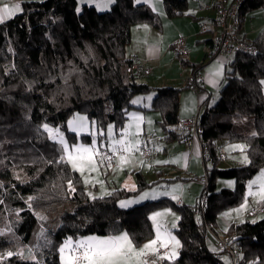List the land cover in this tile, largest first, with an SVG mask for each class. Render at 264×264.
<instances>
[{
  "label": "trees",
  "instance_id": "16d2710c",
  "mask_svg": "<svg viewBox=\"0 0 264 264\" xmlns=\"http://www.w3.org/2000/svg\"><path fill=\"white\" fill-rule=\"evenodd\" d=\"M161 3L169 18L187 8V0ZM262 8L264 0H244L238 9L240 25L246 13ZM138 25L160 28V20L149 6L133 0H113L104 12L79 9L76 0L23 2L17 15L0 23V225L28 243L36 215L49 216L71 204V210L60 215L57 229H45L31 247L30 260L7 255L16 243L2 234L0 264H60L61 244L87 235L125 233L139 247L154 237L150 215L162 207L178 216L173 232L179 251L175 259L163 258L157 264H225L218 258L222 252L212 251L206 237L220 213L247 198V182L264 168V27L252 39L241 36L257 53L231 58L217 101L198 115L207 186H201L194 205L162 197L119 206L154 185L140 172L134 174V190L117 188L88 197L80 174L62 158L59 145L44 137L42 126L47 124L62 131L68 143L90 142V135L66 129L67 119L78 113L101 132L98 141L105 140L107 127L112 126L114 136L119 134L128 112L136 108L159 114L165 141L182 140L176 125L179 89L138 82L135 72L143 70L126 57L130 29ZM208 43L210 47L211 39ZM179 62L192 71L197 68L190 60ZM150 92L155 96L148 107L132 104L135 96ZM218 142H242L246 164L222 167ZM102 151L111 150L100 149L99 155ZM218 179L233 180V189L217 190ZM203 191L207 202L200 210ZM223 234L235 247L238 264H264V219L231 223ZM76 248L81 247H70L71 263Z\"/></svg>",
  "mask_w": 264,
  "mask_h": 264
},
{
  "label": "crops",
  "instance_id": "0c3cea01",
  "mask_svg": "<svg viewBox=\"0 0 264 264\" xmlns=\"http://www.w3.org/2000/svg\"><path fill=\"white\" fill-rule=\"evenodd\" d=\"M41 1V0H0V9L5 5L12 8L13 5H21L23 2ZM135 4H145L149 6L159 17L160 28L152 25H138L130 29V43L126 48V57L132 59L136 63H145L146 68L150 71L135 72V77L138 82L146 83L154 88L173 87L179 89V107L177 111V118H189L195 115H200L204 110L210 108L217 101L219 91L225 82V73L229 69V62L223 57L209 59V41L212 37L211 32H200L198 29L199 20H212L214 17V9L210 8L204 12H200L197 8L200 5L209 4L211 0H187V8L181 15L169 18L165 16L163 7L161 8V0H133ZM78 8L92 7L97 12L107 11L113 0H76ZM161 4V5H160ZM20 11L14 12L3 20L6 21L11 17L17 15ZM258 16V22L253 23L240 36L245 39H252L256 33L264 27V8L257 9L251 12V18ZM3 13L0 12V16ZM244 20V17H243ZM2 23V22H0ZM242 23L240 25V28ZM241 30V29H240ZM179 35L187 38V49L189 52L190 62L197 65V68L192 71L189 67H182L179 59L173 50V41ZM254 35L253 37H251ZM192 87H195L194 90ZM155 96L154 92H150L143 96H135L132 104L135 107H148L152 98ZM135 101V103H134ZM160 116L155 111H143L133 108L127 114V120L123 129L119 134L115 135L117 138L100 149H107L116 151L117 158L111 166H109L107 183V193L117 188H124L126 190H134L136 188L135 176L136 172H140L143 178L148 183H154V186L163 187L167 183L168 187L165 192L153 194L147 200H157L158 198L168 197L177 202L178 205L187 204L194 205L198 200L201 192V186L192 181L193 176H202L205 173V166L201 158V147L199 140H191L184 142L180 139L168 140L163 139L164 133L159 124ZM160 126V130L158 127ZM135 130L136 138L133 145L129 148L125 145L123 135ZM157 135H159L157 137ZM140 138V139H139ZM154 142L157 146L154 147ZM124 143V144H123ZM147 144L151 148V156L149 160L141 158V146ZM220 151L224 153L226 148H230L234 153L226 155L224 162L226 167L232 168L239 165L246 164L247 157L244 152V145L242 144H223L217 143ZM135 150L133 154L128 152L126 148ZM99 157V151L97 153ZM99 161L100 158H99ZM141 161H146L145 169H137ZM102 163V162H100ZM130 168L131 172L127 174L126 169ZM264 168L256 173L246 184L247 198L238 206L227 209L223 212L220 221L217 220V225L214 227V233L206 237L207 245L212 251H216V239L223 236L224 230L231 223H239L243 221H256L264 219V203L260 205L263 212L255 217H248L247 212L254 207L259 206V203L264 202V178H262ZM255 181V183H253ZM228 189H233L232 183L225 184ZM174 188V190H172ZM98 197V195L96 196ZM178 197V198H177ZM164 215L163 221L165 228H161L163 234L157 235L154 231L153 241L155 244L149 242L151 245L149 253L154 251L155 257L167 256L172 251L170 248L161 247V244L171 243L173 240V231L177 225L178 217L168 207H162L158 212ZM162 233V232H161ZM99 239L110 238L102 236H94ZM117 236H122L119 234ZM170 236V239L168 237ZM113 237V236H112ZM152 241V240H151ZM75 246L81 247L77 244ZM72 245V246H74ZM144 245V244H142ZM141 245V246H142ZM71 246V247H72ZM140 247V246H139ZM135 251L137 252L139 248ZM156 247V249H154ZM172 247V246H171ZM85 250V247H81ZM70 247L68 249L69 254ZM159 251H165L164 254H159ZM179 246H174L171 256L178 254ZM138 253V252H137ZM71 256V255H70ZM134 261L122 259L121 264H142L138 261L137 255L134 254ZM89 264L85 258L83 264ZM158 262H156L157 264Z\"/></svg>",
  "mask_w": 264,
  "mask_h": 264
},
{
  "label": "rangeland",
  "instance_id": "374dc122",
  "mask_svg": "<svg viewBox=\"0 0 264 264\" xmlns=\"http://www.w3.org/2000/svg\"><path fill=\"white\" fill-rule=\"evenodd\" d=\"M161 8H162V5H161ZM254 11H251V12H254ZM251 12H248L244 15V20H243L242 26L240 28L241 34H243V32H245L246 29H248L251 24L258 22L259 18L257 16V13H255V15H254L255 17L251 18L250 17V16H252ZM253 36L254 35H252L251 37H253ZM262 84H263V91H264V80L262 81ZM42 127L45 130L44 137L51 140V141H55L59 145V147L61 149L62 158L69 163L71 168L75 169L80 174L85 194L88 197H96L97 195L98 196H104V195L108 194L106 186H107V183L109 182V178H108V171H109L108 167L109 166L106 167L102 163H100L101 161H99V157H97V153L99 151V148L104 147L106 143H109L111 140L113 141L117 138L116 136H114L112 126L109 125L107 127V129L105 131V140L99 139V141H98V135L101 134V132H97L95 124L92 121H90V119H88L86 117V115L76 113V114L70 116L66 121L67 131L74 132L78 136L79 135H90L91 141L88 143H82V142L68 143V141L66 140L65 134L62 131H60L58 128L51 127L47 124H43ZM158 129L160 130V126L158 127ZM134 133H138V132L135 130H132L130 135H128V132L124 133V135H123L125 145L128 148L133 145V143L136 139L134 137ZM158 136L159 135H157V137ZM113 142L116 143V141H113ZM232 144H241L242 145L243 143L242 142H236V143H232ZM155 145H157L156 142H154V147L156 148L157 146H155ZM84 149H88V151H84ZM126 150L132 154L134 152H136V149L135 150H133V149L129 150L126 148ZM224 153L226 155L227 154L231 155L234 152L230 148H226ZM145 163H146V161H141L139 166H137L138 168L135 167L134 168L135 170H132V171L136 172L140 168L145 169L146 168ZM226 165L224 162L221 163L222 167H226ZM130 170H131L130 168L126 169L128 175L131 172ZM15 176L20 177L21 175L19 173H15ZM23 179H24V177H23ZM194 183L197 184L196 182H194ZM228 183H232L234 185L233 180L218 179L217 183H216L217 190H220L221 188L226 187L225 184H228ZM167 187H168L167 183H164L163 187L153 185L151 187H148L144 191L140 192L138 195H136L134 197H130L129 199H126V200L119 202V206L127 208V207H131L133 205L142 204L145 201H149L147 199H152V198H148L151 195L159 194L162 192L164 193ZM172 190H174V188ZM150 201H155V200H150ZM258 207H261V206H258ZM70 210H71V204L66 203L65 205H63L59 209L58 212H56L54 214H51L49 216L36 215L37 225H36L32 235H31L30 241L28 243H22L21 239L19 237L14 236V234L12 232H10L7 228L4 229L3 226L0 225V236L2 234H6L7 236L11 237L12 241H14L16 243L14 245L13 250H12L13 253H8L7 255L17 254L20 257H22L23 259H27V260L32 259V256L29 254V251L31 250V247L36 244L40 235L44 232L45 229L56 230L58 225H59L60 215L64 212L70 211ZM159 210L153 212L150 215L152 227H153V229L157 235L163 234V231L161 228H163V229L165 228L163 221L160 222V219H163L164 215H161L160 212L158 213L159 215L156 213ZM222 215H223V212L219 214L217 220L220 221ZM176 216H177V214H176ZM174 227H176V226H174ZM211 232L213 233L214 236L216 235L212 230H211ZM121 234H122V236L126 235L125 233H121ZM172 236H173V240L171 243H167V244H163V245L161 244V247L165 248L168 245L167 248L168 249L170 248L172 250V251H170V249H169L170 252L167 254V256L155 257L153 254L154 251H152L150 253L148 251H146L150 247L145 248V245H147L149 242H152L153 239H151L152 241L149 240L146 243H144V245L139 247L141 249H139L137 252L138 253L142 252V254L137 255L138 261H140L142 259V261H141L142 264H156V262L160 261L163 258H166L168 260L169 259L170 260L175 259L178 256V254H174L173 256H171V253L173 252L174 246H179V243H178L177 237L175 236L174 233ZM223 236L216 239V244H217V241L219 239H221ZM91 237H92L91 235L90 236L87 235V236L80 237L75 241H73L71 239L65 240L59 248L60 264H72L71 263V256L68 255V248L71 247L73 245V243L81 246V242L87 241ZM110 237H112V236H110ZM113 237H115V236H113ZM168 239H170V236L168 237ZM131 245H132V243H131ZM132 248L134 250L133 253H130L127 257L123 258V259L129 260V262H132L135 260L133 256H134V254L137 253L135 251V249L137 247H134L132 245ZM61 249H63V251H61ZM154 249H156V247H154ZM221 252H222L221 254L223 255L224 261L227 262V258H226L227 254L224 251H221ZM164 253H165V251H159V254H161V255ZM84 260L81 262V264H83ZM136 263L138 264L137 261H136ZM85 264H88V263L86 262Z\"/></svg>",
  "mask_w": 264,
  "mask_h": 264
},
{
  "label": "built area",
  "instance_id": "2783aa9c",
  "mask_svg": "<svg viewBox=\"0 0 264 264\" xmlns=\"http://www.w3.org/2000/svg\"><path fill=\"white\" fill-rule=\"evenodd\" d=\"M244 0H211L209 4L200 5L197 10L204 12L210 8L214 9L213 20H199L198 29L200 32H211V43L209 47L208 57L214 59L217 57H223L227 60L239 53L254 55L257 53V49L242 40L240 36V21L238 17V9ZM173 50L176 56L181 60H189V52L187 49V38L183 35H179L173 41ZM134 68L143 70L145 73H149V69L146 68L145 63H138ZM196 90L195 87H192ZM177 128L182 136V141L188 142L191 140L200 139V126L198 116L195 115L189 118H177ZM116 151H102L99 158L104 166L108 167L114 164L117 158ZM151 156V149L147 144L141 146V158L143 160H149ZM219 157L223 161L225 155L222 151L219 152ZM202 158V154H201ZM192 181L196 182L200 186L206 189L207 176L204 173L202 176H193ZM207 202L206 193L203 191L200 196V210L204 209ZM263 212L262 207H255L247 212L248 217H255ZM209 232H211V226H208ZM212 234V232H211ZM216 251H224L227 254V262L224 261L223 255L218 256L225 264H238L236 257V250L233 244L230 242L227 236H223L217 241ZM84 251L81 248H76L72 254V264H81L84 260Z\"/></svg>",
  "mask_w": 264,
  "mask_h": 264
},
{
  "label": "snow or ice",
  "instance_id": "6c2138e0",
  "mask_svg": "<svg viewBox=\"0 0 264 264\" xmlns=\"http://www.w3.org/2000/svg\"><path fill=\"white\" fill-rule=\"evenodd\" d=\"M18 11H20L19 5H13L12 8L5 5L3 9H0V12L3 13V15L0 16V22H3L8 15ZM84 151H88V149H84ZM262 178H264V173H262ZM253 183H255V181H253ZM155 243L156 241H152V244ZM81 246L85 247L84 256L89 261V264H121V260L134 251L127 235L115 236L107 239L91 237L87 241L81 242ZM150 246L151 245H145V248ZM61 251H63V249H61ZM140 254H142V252L136 253V255Z\"/></svg>",
  "mask_w": 264,
  "mask_h": 264
}]
</instances>
